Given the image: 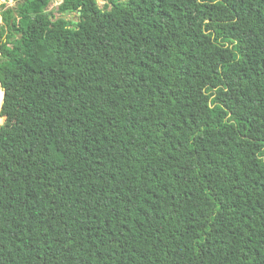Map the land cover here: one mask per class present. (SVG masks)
<instances>
[{
	"label": "trees",
	"instance_id": "16d2710c",
	"mask_svg": "<svg viewBox=\"0 0 264 264\" xmlns=\"http://www.w3.org/2000/svg\"><path fill=\"white\" fill-rule=\"evenodd\" d=\"M15 1L0 264H264V0Z\"/></svg>",
	"mask_w": 264,
	"mask_h": 264
},
{
	"label": "rangeland",
	"instance_id": "374dc122",
	"mask_svg": "<svg viewBox=\"0 0 264 264\" xmlns=\"http://www.w3.org/2000/svg\"><path fill=\"white\" fill-rule=\"evenodd\" d=\"M62 0H52L49 9H53L56 10L58 5L61 3ZM98 3L101 7H104V5L107 3V0H98ZM6 7H14L16 5V1L15 0H0V26L2 23V19H1V12H2V8L3 6ZM72 17H76V15H72ZM76 19V18H75ZM1 85V84H0Z\"/></svg>",
	"mask_w": 264,
	"mask_h": 264
},
{
	"label": "water",
	"instance_id": "95a60500",
	"mask_svg": "<svg viewBox=\"0 0 264 264\" xmlns=\"http://www.w3.org/2000/svg\"><path fill=\"white\" fill-rule=\"evenodd\" d=\"M79 14H80V12H79ZM2 87V86H1ZM2 89H3V92H4V94H3V100H4V95H5V89L2 87ZM2 105H3V103H2ZM1 109H2V107H1ZM1 112V111H0ZM6 117L5 116H2L1 114H0V127L5 123V121H6Z\"/></svg>",
	"mask_w": 264,
	"mask_h": 264
},
{
	"label": "bare ground",
	"instance_id": "6f19581e",
	"mask_svg": "<svg viewBox=\"0 0 264 264\" xmlns=\"http://www.w3.org/2000/svg\"><path fill=\"white\" fill-rule=\"evenodd\" d=\"M3 103V102H2ZM2 107V106H1ZM1 111V110H0Z\"/></svg>",
	"mask_w": 264,
	"mask_h": 264
}]
</instances>
